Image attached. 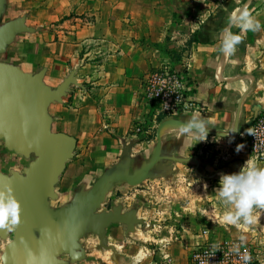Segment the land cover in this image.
<instances>
[{
  "label": "crops",
  "instance_id": "crops-1",
  "mask_svg": "<svg viewBox=\"0 0 264 264\" xmlns=\"http://www.w3.org/2000/svg\"><path fill=\"white\" fill-rule=\"evenodd\" d=\"M237 1L24 0L23 12H29V24L45 26L47 29L23 37L26 38L23 47L29 51L28 57H23L32 62L28 64L23 59V67L38 71L48 66L47 81L56 86L74 67L80 66L77 77L82 86H72L64 103H56L51 108L56 118V131L77 139L75 155L67 163L57 185L60 202L69 199L74 187L85 177H98L107 166L119 159L122 152L121 137L144 136L134 145L133 155L152 150L157 141L159 121L155 118L156 105L144 99L143 87L147 75L157 67L170 65L179 70L184 69L185 61L188 62L193 94L201 109L198 115L222 130L231 127L239 101L251 84L249 75H254V86L243 109L244 121H252L254 105L259 103L264 107V25L260 31L244 33L235 54L225 57L220 49L223 33L229 27L228 18L234 11L249 6L244 2L238 7ZM211 4L215 8L207 10ZM196 20H199L200 25L195 29L193 21ZM231 31L240 33L237 27H232ZM138 125L144 130L150 128L149 135L154 132L152 137L135 133ZM250 125L236 138L207 134V137L233 139L235 144L232 147L236 150L238 145H243L237 158L218 168H213L217 163L215 156L189 153L200 147L195 136H187L189 142L184 154L212 158L211 162L205 163L204 171L207 173H214L232 164L234 166L229 169L236 167L237 173L249 158L259 166H264L262 160L249 152ZM143 148L147 150L140 151ZM182 165L189 166L180 162L176 164L179 174L173 183L155 179L154 182L147 181L144 186L134 187L137 202L142 203L138 210L139 217L153 224L148 231L155 235V242L161 244V253L143 264H184L186 246L200 237L201 220L194 219L202 217L200 208H189L191 224L187 226L184 239L169 243L166 247L162 243L163 237L157 233L161 228V214L166 213L168 205L175 202L173 198L178 193H187L181 181L186 174ZM189 167L194 173L193 167ZM193 176L189 184H200L201 180L220 181V178L197 179ZM130 188L126 186L116 190L108 202L119 190L128 193ZM217 199L216 193L215 201L219 203ZM122 202L126 205L125 209L134 205L127 200ZM224 226L228 230L227 224ZM135 238L136 242L143 245V241L139 242ZM178 247L180 259H175L170 250L175 255ZM143 255L138 254L137 259H142Z\"/></svg>",
  "mask_w": 264,
  "mask_h": 264
},
{
  "label": "water",
  "instance_id": "water-1",
  "mask_svg": "<svg viewBox=\"0 0 264 264\" xmlns=\"http://www.w3.org/2000/svg\"><path fill=\"white\" fill-rule=\"evenodd\" d=\"M11 3L12 0H0V55L6 53L20 35L47 29L30 25L29 12L8 17ZM79 67H74L54 86L46 78L48 66L30 71L19 63L0 60V187L5 182L10 183L22 208L17 230L0 231V256L6 257V264H77L91 260L90 249L82 242L89 235L98 238L95 249L111 251L114 264H134L136 260L128 259L110 243L108 228L112 224H123L126 237L132 238L139 231L150 230L153 224L139 217L141 202L129 209H125L122 201L112 202L106 208L112 193L126 186H144L148 180L163 179L164 183H173L179 174L178 162L193 167L195 176L205 179L236 173V167L229 169L234 164L207 173L204 166L212 158L184 154L189 139L181 137L177 127L198 113L178 112L160 119L157 141L150 152L133 155V147L143 135L121 137L119 159L98 177H85L74 187L70 198L60 202L57 185L75 155L77 139L54 130L56 118L51 108L56 103H64L72 86H82L77 77ZM249 77L251 84L239 101L231 127L222 130L208 123V135L236 138L264 111L257 103L253 107L252 121H244V103L255 82L254 75ZM3 151L29 162L21 169L12 167L6 172L1 167ZM30 255L35 259L30 261Z\"/></svg>",
  "mask_w": 264,
  "mask_h": 264
},
{
  "label": "rangeland",
  "instance_id": "rangeland-1",
  "mask_svg": "<svg viewBox=\"0 0 264 264\" xmlns=\"http://www.w3.org/2000/svg\"><path fill=\"white\" fill-rule=\"evenodd\" d=\"M214 1L216 3H220L230 0H214ZM250 1L252 2L250 3ZM244 2L248 3L249 10L252 11L256 19L260 21L262 27L264 25V0H238L237 6L241 7L242 3ZM24 7H25L24 0H12V3L10 4V11L8 17L23 13ZM214 8L215 5L211 4V6L207 8V10L212 11ZM199 20H196V22L193 21L195 29L198 27V25H200ZM191 28H193V26ZM23 37H28V34L20 35L16 39V41L9 47L8 51L0 55V60L11 61V62L13 61L16 63H19L20 61L21 63L19 64L23 66L22 63L24 60H26L24 59L23 55H27L28 57L29 54L28 49L23 47V42L26 39ZM25 62L28 64L32 63L28 59ZM186 63L187 62L185 61V64ZM191 87H192V81H191ZM191 92L193 93V88ZM194 100L196 101L195 103L197 104L198 107L199 103L195 99V97ZM197 107L192 108L190 111L199 113L201 109ZM157 120L160 121L159 118H157ZM221 124H223V122H221ZM53 128L54 130H56L54 125ZM146 130L151 131L150 128L149 129L146 128ZM153 133L154 132H152L151 135H149L150 133L145 135L146 136L149 135V137H152ZM241 141L243 142L244 139L242 138ZM198 144H200V147H196L189 153L195 155L205 154L208 156H215L217 159V163L216 166H214L213 168H218L224 163L233 160V158L234 159L237 158L238 157L237 154L241 152V150L237 151L236 149H234V147H232V144H235L233 139H224V138L220 139L216 137H207L206 140H202V141H199L198 139ZM147 149H149V147ZM147 149L143 148L140 151ZM2 154L3 156L1 158V167L6 172H9V169L12 167L21 169L29 162V160L25 159L24 157L15 155L12 152L3 151ZM182 167H183V171L186 172V174H184V176L181 178V181H183L182 182V185L184 186L183 189H186L187 193L184 194L182 192L178 193L175 196V198H173L175 199V202L170 203L168 205L169 207L167 208L166 213L161 214L163 216V218L160 220L161 228L158 230L157 233H159L163 237L164 242L162 243H164V246L168 247L169 243L172 244L176 240L184 239L187 226L191 224L190 216L188 214L190 212L189 208H195V209L200 208L202 210L201 211L202 217L194 218V219L201 220L199 223L200 224L199 228H201L200 230L204 228L209 229L210 233L208 237H211V239L220 240L223 238L237 237V236H244L246 239L251 238L253 232L251 231L250 228H253L252 226L250 227L242 226L241 228H237L225 222L224 220V216L226 214L225 209L222 208V206L215 201L216 189L219 187V183L212 182L210 180H201L200 184L196 182L189 184L188 183L189 179L190 178L192 179V177H194L193 176L194 173L192 172L193 170H191V168L187 165H182ZM196 177H198L197 179H200V176H196ZM149 181L154 182L155 180H148V183H150ZM130 187L132 188H130L128 193H122L120 192L121 190H119L118 193H115L112 197V201L117 202V201L127 200L130 204H135L138 201L137 196H135V192H136L134 188L135 186H130ZM112 201L108 202L106 208L110 207ZM259 214H260L259 223L253 226L256 228V231L260 232L259 237L263 238L264 212L262 213L260 212ZM225 224H227V226L229 227L228 230H225L226 229V227L224 226ZM136 235H132V238H126L124 233V225L122 224L113 225L108 231V238L110 243L115 244L116 247L123 254H125L128 259H134V260L136 259L137 260L136 264H143L142 262H146L147 260L150 262V260L155 258V256H157L159 253H161V249H160L161 244H157V242H155L154 240L155 235H153L151 231L140 232L137 236ZM135 237H137V241L139 242L143 241L144 242L143 245H140V243L136 242ZM82 242L86 247L90 249L89 255L91 257V260L89 261L85 260L84 262H81L79 264H114L110 259L111 252L109 250L95 249V245L98 243V238L96 236L89 235L85 237L82 240ZM186 249H187V253L185 256L184 264H187L190 248L186 246ZM170 252H172L173 257L175 259L176 258L180 259V253H181L180 248L178 249V252L175 255L172 250H170ZM170 252L168 251V253ZM140 253H143L144 255L143 258L141 257L142 259L138 260L137 256Z\"/></svg>",
  "mask_w": 264,
  "mask_h": 264
},
{
  "label": "clouds",
  "instance_id": "clouds-1",
  "mask_svg": "<svg viewBox=\"0 0 264 264\" xmlns=\"http://www.w3.org/2000/svg\"><path fill=\"white\" fill-rule=\"evenodd\" d=\"M228 25L223 33L220 49L225 57L235 54L237 46L243 41L244 33L261 30L260 21L247 7L234 11L228 18ZM232 27L239 28L240 33H233ZM207 125V120L194 114L186 123L179 124L177 132L181 137L195 136L202 141L207 138ZM242 148L243 145H238L237 151ZM216 193L225 209L224 220L227 224L241 228L259 223V213L264 212V166H259L249 158L239 172L221 175ZM21 212V204L14 195V189L10 183L5 182L0 187V231H16L21 223ZM240 239L243 241L245 237L241 236ZM43 258L42 255L41 259ZM34 259V256H29L30 261ZM243 259L247 264L251 257L245 254ZM0 264H6V257L0 256Z\"/></svg>",
  "mask_w": 264,
  "mask_h": 264
},
{
  "label": "built area",
  "instance_id": "built-area-1",
  "mask_svg": "<svg viewBox=\"0 0 264 264\" xmlns=\"http://www.w3.org/2000/svg\"><path fill=\"white\" fill-rule=\"evenodd\" d=\"M188 68V62L184 64V69L179 70L163 65L147 75L143 95L147 103L156 105L155 118L187 112L197 107L191 92ZM197 108L200 109L199 104ZM248 130L250 154L264 162V111L258 114ZM135 133L149 134L150 131L138 125ZM250 229L252 237L243 241L241 236L214 240L208 237L209 229H202L198 240L188 245L190 249L187 264H246L243 259L245 254L251 257L247 264H264V237H259L260 232L256 228Z\"/></svg>",
  "mask_w": 264,
  "mask_h": 264
},
{
  "label": "trees",
  "instance_id": "trees-1",
  "mask_svg": "<svg viewBox=\"0 0 264 264\" xmlns=\"http://www.w3.org/2000/svg\"><path fill=\"white\" fill-rule=\"evenodd\" d=\"M163 117V115H161L160 119Z\"/></svg>",
  "mask_w": 264,
  "mask_h": 264
}]
</instances>
